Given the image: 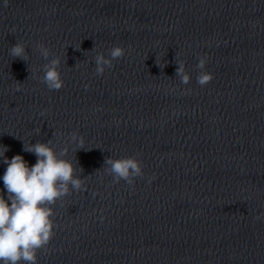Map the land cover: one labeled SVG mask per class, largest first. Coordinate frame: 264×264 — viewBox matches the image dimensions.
Wrapping results in <instances>:
<instances>
[{"label": "water", "instance_id": "water-1", "mask_svg": "<svg viewBox=\"0 0 264 264\" xmlns=\"http://www.w3.org/2000/svg\"><path fill=\"white\" fill-rule=\"evenodd\" d=\"M3 4L0 146L31 167L24 143L54 139L87 177L55 204L59 227L37 264H264V0ZM17 40L28 62L9 55ZM41 43L62 61L59 91L41 83ZM115 46L125 55L97 76L94 57ZM200 56L213 75L204 87ZM131 156L143 178L114 182L106 159ZM6 168L0 157L5 199Z\"/></svg>", "mask_w": 264, "mask_h": 264}, {"label": "clouds", "instance_id": "clouds-1", "mask_svg": "<svg viewBox=\"0 0 264 264\" xmlns=\"http://www.w3.org/2000/svg\"><path fill=\"white\" fill-rule=\"evenodd\" d=\"M8 2L9 0H4L3 6L8 7ZM36 50L47 61L42 66L41 83L45 84L49 91L61 90L65 86L60 70L61 59L43 43L38 44ZM94 50L95 47L91 51ZM177 54L175 56V62L178 65L176 76L181 84L188 85L191 82V75L186 71L183 62H177ZM9 55L13 59L19 58L26 62L29 60L27 46L18 40L14 46L10 47ZM124 55L125 49L120 46L109 49L107 56L102 52L98 53L94 57L95 74L103 76L106 69L114 66L113 61ZM197 61L196 82L204 87L212 81L213 75L206 71V56L197 57ZM79 62L81 61H77L74 68L78 67ZM63 63L67 64V60ZM156 63L160 67L158 56ZM29 71L32 76L30 65ZM87 89L88 85H85V90ZM40 115L44 116L45 113L41 112ZM34 131L36 135H39L41 129H34ZM69 135L72 143H78L79 150L84 149L83 136L78 132H72ZM53 141L54 139L47 143H24L23 150L37 157V162L31 167L21 155H16L9 160L5 156L9 149L0 146L2 149L0 157H3V163L7 165L3 175L7 199L0 191V264H37L38 253L50 244L55 236V229L59 227L55 222V204L69 196L72 191L86 190L83 184L87 177L81 178L84 170L78 167L76 159L73 162L72 159L67 158V147L58 151L53 146ZM103 169L113 177L116 183L125 181L132 185L136 178L144 176L143 163L135 156L120 159L108 158ZM99 171L97 170L96 173ZM90 176L92 175L88 177ZM148 182L151 183V178ZM95 195L93 193V196ZM260 218L256 217L258 220ZM103 219L104 217L101 216V222Z\"/></svg>", "mask_w": 264, "mask_h": 264}]
</instances>
